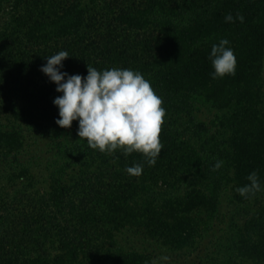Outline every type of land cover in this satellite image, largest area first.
Masks as SVG:
<instances>
[{
	"label": "trees",
	"instance_id": "16d2710c",
	"mask_svg": "<svg viewBox=\"0 0 264 264\" xmlns=\"http://www.w3.org/2000/svg\"><path fill=\"white\" fill-rule=\"evenodd\" d=\"M228 13L244 21L225 22ZM223 38L236 71L213 79L209 54ZM61 50L70 75L86 76L89 65L150 81L166 110L154 166L137 151L89 148L78 121L55 123L62 93L41 66ZM0 118L12 122L0 128L9 167L0 264H151L150 254L116 246L123 230L172 250L222 238L214 264H264V201L240 225L220 227L219 212L227 190L241 205L264 197V0H11L0 28ZM21 126L45 142L44 188L23 155ZM137 163L142 174L129 175ZM253 171L262 190L241 196Z\"/></svg>",
	"mask_w": 264,
	"mask_h": 264
},
{
	"label": "clouds",
	"instance_id": "9594fccd",
	"mask_svg": "<svg viewBox=\"0 0 264 264\" xmlns=\"http://www.w3.org/2000/svg\"><path fill=\"white\" fill-rule=\"evenodd\" d=\"M225 22L244 21L242 14L233 17L228 13ZM230 41L220 39L213 44L209 59L213 79L226 75H235L237 59L234 49L228 47ZM69 57L67 51L46 58L41 66L51 82L56 84V91L62 93L53 103L58 107L55 123L61 127H71L78 121V136L86 138L91 149L114 153L120 149L127 156L134 151L140 152L148 166H154L163 149L159 134L164 122L166 110L162 107V98L153 90L150 81L139 71L129 68H110L97 70L88 65L87 75L69 74L62 71L63 61ZM223 161L217 160L214 170L222 167ZM144 164L137 163L126 167L129 175L142 174ZM249 184L236 189L241 195L262 190V185L255 171L248 177ZM169 257L162 255L153 259L151 264L167 262Z\"/></svg>",
	"mask_w": 264,
	"mask_h": 264
},
{
	"label": "rangeland",
	"instance_id": "374dc122",
	"mask_svg": "<svg viewBox=\"0 0 264 264\" xmlns=\"http://www.w3.org/2000/svg\"><path fill=\"white\" fill-rule=\"evenodd\" d=\"M10 2L11 0H6V4L3 6V11L0 14V28L7 22L9 18ZM9 126H12V122L5 118H0V128L4 129ZM21 127L23 129H26L23 126ZM24 135L25 149L23 155L33 164V172L37 173L36 179L38 180V183L41 185V187L44 188L46 184L44 182L46 177V174L44 173L46 172L44 169V164L45 161L49 160L50 158V156L48 157V153L46 152L45 142L42 140L41 136L38 133L29 132L27 130ZM8 170L9 167L7 166V164L4 163L2 159H0V190L4 187L3 178ZM263 201L264 197H261L255 202L241 205L234 203L231 200L230 195L228 194V190L223 192L220 197L219 212L222 216H224L223 220L225 225H221L220 227L225 226L227 228L231 224L240 225L245 216H247L246 214L254 211L257 208L258 204L262 203ZM115 240L116 246L121 247L127 251L148 253L150 254V256H152V260L158 259L162 255H167L169 257V260L167 262H161V264H214L216 259H220L221 255H223V249H218V247H226V241L221 238L220 240H218L219 243H217V245H214L213 248L212 243L208 242L207 240H203L199 245H197L195 249L188 248L187 250H172L166 246H163L157 241L143 238L131 232V230L121 231L117 234Z\"/></svg>",
	"mask_w": 264,
	"mask_h": 264
}]
</instances>
